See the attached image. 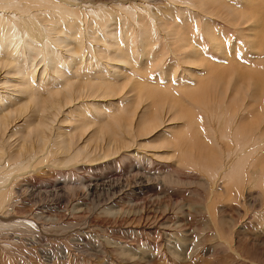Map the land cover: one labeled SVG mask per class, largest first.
Returning <instances> with one entry per match:
<instances>
[{"label":"rangeland","instance_id":"rangeland-1","mask_svg":"<svg viewBox=\"0 0 264 264\" xmlns=\"http://www.w3.org/2000/svg\"><path fill=\"white\" fill-rule=\"evenodd\" d=\"M62 1L70 12L63 22L52 10L16 13L20 28L32 33L34 24L38 34L15 43L0 11V187L14 191L0 264H264L263 126L253 139L259 148L237 164L250 157L245 172L233 177L232 158L227 177L215 182L184 165L176 148L135 134L161 100L138 96L148 58L151 86L198 88L206 71L191 60L212 54L224 66L218 89L228 83L229 97L238 87L246 104L260 103L259 84L249 89L243 78L264 73V0ZM217 94L209 85L211 111ZM56 95L59 105L46 109ZM139 99L146 101L132 129L116 143L102 138ZM175 115L163 114L156 136L186 124ZM251 117L260 118L257 107ZM219 133L215 126L210 137ZM30 220V232L10 226Z\"/></svg>","mask_w":264,"mask_h":264},{"label":"bare ground","instance_id":"bare-ground-1","mask_svg":"<svg viewBox=\"0 0 264 264\" xmlns=\"http://www.w3.org/2000/svg\"><path fill=\"white\" fill-rule=\"evenodd\" d=\"M56 1L60 2L61 5L69 4L68 2L62 0H0V11H6L7 21L3 23L5 27L3 30L7 33L8 39L13 43L20 35L21 37L26 34H38V27L34 24L31 30L25 26L20 28L18 23H15L17 18L16 13L24 14L30 13L32 8H38L39 11H46L49 13L52 10L54 13L59 15L60 21L63 22V17L70 15L68 10H62ZM204 2L215 5L214 0H204ZM25 6V10H23ZM22 7V8H21ZM59 11L62 13L60 14ZM43 12V13H46ZM238 13V10H237ZM63 14V15H62ZM11 17L9 19L8 16ZM1 25V23H0ZM2 25V26H3ZM17 26V27H16ZM75 23L69 22V27H74ZM175 36L176 31H172ZM21 39V38H20ZM42 44V41L39 43ZM262 47H264V40L261 42ZM215 56L207 53H197V58L191 60L196 67H204L206 71V77L203 79L207 82L197 88L196 84L190 86H184L181 88L172 87L171 85H165V88H160V86H151V80L146 79L149 75V71L154 67L152 61L148 58V62L144 65L143 70L140 72L141 77L137 80L138 82V96L146 97L149 95L150 99L155 102L159 101V96L161 100L152 106L151 113L148 117H140L137 124L136 136L141 138L152 137L151 146L155 148H176L179 153L180 161L187 166L193 168H199L207 176L213 179L222 180L227 177L228 169L230 168V161L233 158L232 174L233 177L236 176L237 171L245 172V168L250 166V157L253 156L251 153L255 152L256 148H259L256 144V131L263 126L262 136H264V73L261 71H248L245 74V84L250 89L253 86L259 84L258 98L260 103L246 104V93L241 92L237 87L235 93L231 94L229 97V87L228 83L224 84L221 89H218L215 82L219 85L222 84L223 72L221 68L222 65L217 66L215 64ZM210 62V63H209ZM176 75V69L170 74V79H173ZM163 76H158L155 83L160 82ZM209 85H213L218 94L214 100L211 111V107H208V89ZM107 88V86H106ZM151 91V93H150ZM247 91V88H246ZM187 99H181L179 94ZM257 93V92H256ZM48 97L44 101V106L46 109L55 110L59 105L60 100L56 97ZM256 94L254 100L256 99ZM146 100L136 102L133 110L126 113L123 117H117L110 121V124L102 130V138L105 134H109L110 138L116 143L119 141L118 136L123 133V131H130L136 120V111L139 109L140 105ZM193 105V109L187 107L188 104ZM257 107L260 111V118L253 119L250 118L251 110ZM28 109V105L25 106V110ZM202 112L201 116H197L195 110ZM176 111V112H175ZM176 113L175 121L184 120L186 124L181 125V128L174 127L168 130V133L163 132V135H157L160 132V128L163 123V114ZM217 126L218 132L221 136L215 135L210 137L211 132ZM257 131V132H258ZM228 133V135H226ZM156 136V137H155ZM249 147L251 149H249ZM253 150V151H252ZM245 157L240 164L237 166L240 157ZM264 167V166H262ZM226 173V174H225ZM259 178L264 179V170L259 169ZM2 178L0 179V185H3ZM10 187H0V228H3L2 221H8L11 218L13 203H14V191ZM12 219V218H11ZM12 221V220H11ZM35 225L31 222H14L10 226L15 230L32 231V226Z\"/></svg>","mask_w":264,"mask_h":264}]
</instances>
